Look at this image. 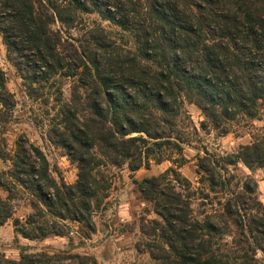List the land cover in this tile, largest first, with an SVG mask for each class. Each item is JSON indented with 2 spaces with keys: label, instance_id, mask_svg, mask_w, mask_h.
Segmentation results:
<instances>
[{
  "label": "trees",
  "instance_id": "16d2710c",
  "mask_svg": "<svg viewBox=\"0 0 264 264\" xmlns=\"http://www.w3.org/2000/svg\"><path fill=\"white\" fill-rule=\"evenodd\" d=\"M178 1L148 0L144 14L136 0H0V35L9 59L12 53L18 55L15 66L29 97L39 89L56 88L61 120L52 129L53 143L66 149L79 169L74 184L58 181L39 147L18 140L11 153L2 139L0 158L11 168L0 172V191L8 194L3 198L0 193V228L13 218L14 202L28 194L31 212L23 220L14 219L18 235L33 241L67 237L70 225L79 224L89 239L96 232L93 216L106 206L112 189L100 168L128 165L134 173L164 161L166 148L182 152V132L175 128L186 98L217 130L224 120L257 118L259 103L264 102V61L248 59L237 47L236 33L226 42L207 41L193 23L192 7L182 10ZM89 4L104 19L131 31L137 50L123 54L100 38L94 40V50H82L64 38L61 28H54L57 22L72 28L78 13L91 12ZM235 4L251 24L244 43L263 52L264 24L262 35L255 33V4ZM57 78L75 82L67 102L62 101ZM16 105L0 68V124ZM222 130L229 132L227 127ZM239 164L251 172L264 171V135L237 153L198 158L201 183H207L218 201L202 219L193 216L191 201L178 191L189 182L177 169L134 180L162 219L157 230L178 264H264V205L256 179L234 173ZM63 260L98 264L93 256L69 252L23 253L20 260L0 256V264Z\"/></svg>",
  "mask_w": 264,
  "mask_h": 264
},
{
  "label": "rangeland",
  "instance_id": "374dc122",
  "mask_svg": "<svg viewBox=\"0 0 264 264\" xmlns=\"http://www.w3.org/2000/svg\"><path fill=\"white\" fill-rule=\"evenodd\" d=\"M136 1L139 3V9L147 14L148 0ZM245 1L250 5L255 4V33L262 35L260 24H264V2ZM178 2L182 10L188 9L187 6L192 7L193 23L196 28L202 30L207 41L226 42L230 33H236L237 47L245 50L248 59L264 61V50L258 53L257 47L254 48L243 41L251 24L238 9L235 0H179ZM108 7L112 13H116L114 6ZM88 8L91 12L78 13L72 28H63L58 22L54 28H61L64 38L82 50H94V40L97 38L121 48L123 54L137 50L138 44L131 31H125L104 19L95 11L92 4H89ZM259 14L260 16H257ZM62 53L67 55L66 51ZM17 59L18 55L13 53L10 54L9 59L7 47L0 35V68L6 73L7 87L17 102L12 116H8L7 121L0 124V145L4 139L7 150L13 153L18 140L34 144L49 160L54 178L58 181L63 179L69 185L74 184L78 179V164L70 160L66 149L53 143L55 136L52 129L61 120V117L57 116L59 104L56 98L59 95L55 93L56 88L39 89L34 97H29L24 80L15 66ZM57 80L63 103L69 101L72 97L74 80L62 78ZM46 100L49 101L48 104H45ZM258 109L257 118L240 116L233 121L224 120L221 128L217 130L194 101L186 98L181 115L177 119L178 127L175 128L182 132L184 141L180 143L182 152L179 153L174 148H166L163 154L164 161L152 162L149 168H142L134 173L129 170L128 165L115 167L105 164L100 168L102 175L112 182V189L109 199L105 202L106 206L93 216L96 232L89 239L84 237L86 231L79 224L70 225L71 233L67 237H50L42 241H33L18 235L15 231L14 219L23 220L31 212L30 197L28 194H22V198L14 202L13 218L0 228V256L10 260H20L23 253L44 252L54 255L69 252L93 256L98 264H178L161 238L160 230H157V223L160 224L162 219L155 213L153 204L143 198L134 180L160 177L172 168L177 169L189 182L188 188L184 186L178 191H182L191 201L193 216L202 219L211 211L213 205L217 208L218 201L209 194L207 183H201L198 158L207 155L220 158L237 153L241 146L250 144L254 138L264 135V102L259 103ZM222 127H227L229 132L224 134ZM172 136L175 137L176 134ZM181 164L182 166L178 168ZM10 168L11 163L0 158V172ZM234 173L238 177L251 175L256 179L257 195L264 205V171L259 169L251 172L243 164H239ZM0 193L3 198L8 195L3 190ZM208 194L210 197L206 198ZM258 258L263 259L262 254H259ZM67 263L77 264V261L63 260L55 264Z\"/></svg>",
  "mask_w": 264,
  "mask_h": 264
}]
</instances>
